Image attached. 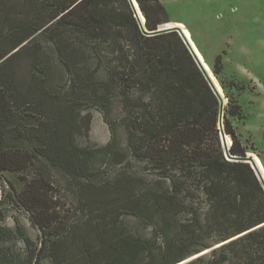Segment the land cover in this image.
I'll list each match as a JSON object with an SVG mask.
<instances>
[{"label":"trees","instance_id":"trees-1","mask_svg":"<svg viewBox=\"0 0 264 264\" xmlns=\"http://www.w3.org/2000/svg\"><path fill=\"white\" fill-rule=\"evenodd\" d=\"M21 1L33 7L40 4L47 13L40 14L22 31L11 33L12 41L0 50V74L35 34L62 26L92 40L105 38L106 29H115L117 39L124 41V46L118 44L122 54L120 66L109 80L97 78L90 68L81 74L57 51L69 75V84L49 98L57 104L59 115L54 122L49 123L40 115H21L18 108L9 107L0 91V179L6 180L4 173L22 176V188L18 191L12 187L15 201L44 237L40 251L48 244L55 249L57 255L50 257L51 264L64 263L66 247L64 239L50 244L49 232L59 233L67 228L76 232L81 226L70 223L69 211H60L55 189L43 168H60L72 177L88 179L101 166L98 155L109 156L105 163L121 165L126 159L116 150L117 130L125 136L130 158L143 164L151 176L150 186L142 195L148 202L143 204L142 196L132 193V210L205 208L209 211L210 226L200 228L194 217L177 228L164 219L160 223L162 229H158V224L151 221L154 239L162 243L160 252L155 254L149 243L128 232L116 231L117 225H121L116 213V219L105 225V238L96 246L87 242L90 245L77 264H179L207 248L209 242L227 244V248L242 242L241 262L264 264L263 188L249 163L226 159L218 130V100L178 34L144 36L126 0ZM136 2L148 31L167 23L159 18L164 9L158 0ZM147 2L149 6L145 5ZM125 28L130 30L127 36L122 35ZM212 70L215 76L221 73V56L216 57ZM4 80H8L7 74ZM222 87L225 88L223 83ZM113 97L118 98L119 116L111 123L108 116ZM226 97L236 110L229 114L238 115L239 108L232 97ZM91 107L102 112L111 131V139L103 147L79 146L74 140L81 127L80 113ZM223 124L232 141L229 154L246 156L247 150L241 147L226 116ZM85 225L90 226L89 219ZM0 233L9 238L4 229L0 228ZM200 261L197 258L188 264ZM240 263L227 258V264Z\"/></svg>","mask_w":264,"mask_h":264},{"label":"rangeland","instance_id":"rangeland-1","mask_svg":"<svg viewBox=\"0 0 264 264\" xmlns=\"http://www.w3.org/2000/svg\"><path fill=\"white\" fill-rule=\"evenodd\" d=\"M158 1L164 9L159 18L166 20L169 24H165L169 27L181 24L193 47L196 46V51L200 53L205 68L210 67L212 74L215 59L221 56L222 71L218 76L213 75L222 90L225 104L223 121L226 116L241 147L258 160L264 171V0ZM145 5L149 6V3ZM46 13L47 10L40 4L33 7L21 0H0V50L12 41L11 33L22 31L40 14ZM107 25L110 26V23ZM106 30V37L100 40L89 39L68 26L35 34L24 44L20 55L0 74L3 78L0 91L4 92L9 107L18 108L21 115H40L49 123L55 121L59 115L57 104L50 102L49 98L69 84V75L57 55L58 50L64 55L62 59L74 70L83 74L90 68L97 78L109 80L120 66L122 54L118 51V44L124 46V41L117 39L115 29ZM127 31L130 30L125 28L122 35L127 36ZM6 74L8 80L5 81ZM226 96L232 97L239 108L238 115L229 114V111L236 110L229 105ZM110 103L108 118L114 123L119 116L118 98H111ZM80 126L74 136L79 146L103 147L111 139L109 125L97 108H87L80 113ZM115 138L116 150L126 161L121 165H112L105 163L109 156L103 158L102 154L98 155L96 157L101 166L88 179L72 177L60 168H43L49 174L51 187L55 189L53 193L60 211H69L70 223L81 226L76 232L71 228L59 233L49 232L47 241L50 244L57 239L65 241L63 264H77L90 243L93 246L100 244L105 238V225L116 219V213L121 223H118L116 231L128 232L149 243L155 254L160 252L162 243L154 239L151 221L158 224V229H162L160 223L164 219L177 228L181 222L188 223L194 217L200 228L210 226L207 222L209 211L202 206L204 209L199 211H133L129 203L132 193L140 197L144 195L147 185L150 186L151 176L143 164L130 158L125 136L120 130H117ZM2 176L6 180L0 179V228L9 234V238L5 239L0 233V264H51L50 257L57 255L55 249L49 248L48 244L40 251L41 238L44 237L30 215L15 201L12 187L18 191L22 188V176L12 173ZM8 194L13 200H9ZM4 200L6 203H3ZM141 200L143 204L148 202L143 196ZM86 219L90 220L89 227L84 226ZM242 244L238 242L227 248V244L222 246L209 242L207 248L179 264H188L197 258L202 259L197 264H227V258L240 263ZM223 258L226 260L221 263Z\"/></svg>","mask_w":264,"mask_h":264},{"label":"water","instance_id":"water-1","mask_svg":"<svg viewBox=\"0 0 264 264\" xmlns=\"http://www.w3.org/2000/svg\"><path fill=\"white\" fill-rule=\"evenodd\" d=\"M130 11L133 15V18L135 19L139 30L141 31V33L144 36L147 37H151V36H156V35H161V34H166V33H170V32H176L178 34V36L181 38L183 44L185 45V47L187 48L189 54L191 55L193 61L195 62L196 66L198 67V69L201 71V73L203 74L205 80L207 81L209 87L211 88L213 94L215 95V97L218 100V105H219V117H218V130H219V134H220V139H221V143H222V147L224 150V154L227 160H231V161H240V162H246L249 163L250 166L252 167L257 179L259 180L263 191H264V178L260 172V170L258 169L255 161H254V157H252L250 155V153H246V156L244 157H232L229 154V145H227V135L225 134L224 131V124H223V112H224V101L223 98L219 95L216 86L214 85L211 77L209 76L208 72L206 71L202 61L199 59L195 49L193 48L191 42L189 41V39L187 38V36L185 35L183 29L179 26H171V27H167V26H161L159 27L157 30L155 31H148L145 28V18L142 15L139 6L136 2V0H126ZM141 16L143 18V20H141ZM166 25V24H164ZM232 144V142H231Z\"/></svg>","mask_w":264,"mask_h":264},{"label":"bare ground","instance_id":"bare-ground-1","mask_svg":"<svg viewBox=\"0 0 264 264\" xmlns=\"http://www.w3.org/2000/svg\"><path fill=\"white\" fill-rule=\"evenodd\" d=\"M141 20H143V18H142V16H141ZM167 24H169V23H167ZM178 24V23H177ZM179 25V27H181V24H178ZM178 25H172V26H178ZM164 26H166V25H164ZM167 27H169V26H167ZM171 27V26H170ZM182 28V27H181ZM183 29V28H182ZM184 31V30H183ZM185 33V32H184ZM186 35V34H185ZM187 36V35H186ZM188 38V37H187ZM189 39V38H188ZM189 41H190V39H189ZM191 42V41H190ZM191 44H192V42H191ZM192 46H193V44H192ZM194 49H195V51L197 50V48H196V46L195 47H193ZM198 51H196V53H197ZM200 53L198 52L197 53V55H198V57L200 56L199 55ZM199 59L201 60V58L199 57ZM202 61V60H201ZM202 63H203V61H202ZM203 65H204V63H203ZM208 65V64H207ZM204 67H205V65H204ZM206 68H207V70L206 71H208L209 73V76L211 77V79H212V81H213V83H214V85L216 86V89H217V91H218V93H219V95L221 96L222 95V90H221V88H220V86H219V84L217 83V81H216V79H215V77H214V75L212 74V71H210V67L208 68L207 66H206ZM205 68V69H206ZM224 101V100H223ZM231 143V140L227 137V145H229ZM254 161H255V163H256V165H257V167L259 166V162H258V160L255 158L254 159ZM258 169L260 170V172H262L261 174H262V176L264 175V171H263V169H262V167H258ZM264 178V177H263Z\"/></svg>","mask_w":264,"mask_h":264}]
</instances>
